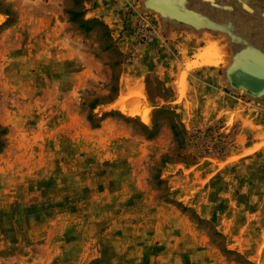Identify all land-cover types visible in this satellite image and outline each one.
<instances>
[{
  "label": "rangeland",
  "instance_id": "374dc122",
  "mask_svg": "<svg viewBox=\"0 0 264 264\" xmlns=\"http://www.w3.org/2000/svg\"><path fill=\"white\" fill-rule=\"evenodd\" d=\"M136 2L0 0V264H264V0Z\"/></svg>",
  "mask_w": 264,
  "mask_h": 264
},
{
  "label": "crops",
  "instance_id": "0c3cea01",
  "mask_svg": "<svg viewBox=\"0 0 264 264\" xmlns=\"http://www.w3.org/2000/svg\"><path fill=\"white\" fill-rule=\"evenodd\" d=\"M94 2V14L110 27L114 35L123 41L128 50L138 39L133 31L134 27L145 21L139 3L136 0H119L117 3L112 0H94ZM185 36L191 37L194 36V33H187L180 37L176 35L175 38L180 44ZM156 39L158 38L152 39L151 42L153 43ZM154 43L156 44V42Z\"/></svg>",
  "mask_w": 264,
  "mask_h": 264
},
{
  "label": "water",
  "instance_id": "95a60500",
  "mask_svg": "<svg viewBox=\"0 0 264 264\" xmlns=\"http://www.w3.org/2000/svg\"><path fill=\"white\" fill-rule=\"evenodd\" d=\"M186 20L193 22L198 28L203 25L191 14L186 15ZM227 74L234 87L244 89L248 94L256 97L264 94V64L251 58L238 56L235 58L233 66L227 70Z\"/></svg>",
  "mask_w": 264,
  "mask_h": 264
},
{
  "label": "bare ground",
  "instance_id": "6f19581e",
  "mask_svg": "<svg viewBox=\"0 0 264 264\" xmlns=\"http://www.w3.org/2000/svg\"><path fill=\"white\" fill-rule=\"evenodd\" d=\"M225 64V63H224ZM226 66H229V67H232L233 64H232V61L231 60H226Z\"/></svg>",
  "mask_w": 264,
  "mask_h": 264
}]
</instances>
